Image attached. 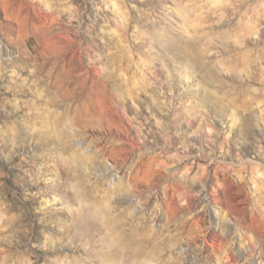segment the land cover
Instances as JSON below:
<instances>
[{"label": "rangeland", "instance_id": "obj_1", "mask_svg": "<svg viewBox=\"0 0 264 264\" xmlns=\"http://www.w3.org/2000/svg\"><path fill=\"white\" fill-rule=\"evenodd\" d=\"M0 264H264V0H0Z\"/></svg>", "mask_w": 264, "mask_h": 264}, {"label": "bare ground", "instance_id": "obj_2", "mask_svg": "<svg viewBox=\"0 0 264 264\" xmlns=\"http://www.w3.org/2000/svg\"><path fill=\"white\" fill-rule=\"evenodd\" d=\"M57 81H58V80H57ZM60 84H62V83L60 82ZM54 85H55V83H54ZM60 86H61V85H60ZM56 87H57V86H56ZM66 90H67V89H66ZM67 91H68V90H67ZM71 91H73V90H71ZM78 178H79V177H78ZM83 193L85 194V190H83ZM84 194H83V195H84ZM111 228H112V226L109 227V229H111Z\"/></svg>", "mask_w": 264, "mask_h": 264}]
</instances>
